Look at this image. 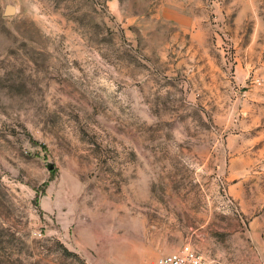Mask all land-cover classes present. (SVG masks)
I'll return each mask as SVG.
<instances>
[{
    "label": "rangeland",
    "instance_id": "rangeland-1",
    "mask_svg": "<svg viewBox=\"0 0 264 264\" xmlns=\"http://www.w3.org/2000/svg\"><path fill=\"white\" fill-rule=\"evenodd\" d=\"M187 243L264 264V0H0V264Z\"/></svg>",
    "mask_w": 264,
    "mask_h": 264
},
{
    "label": "built area",
    "instance_id": "built-area-1",
    "mask_svg": "<svg viewBox=\"0 0 264 264\" xmlns=\"http://www.w3.org/2000/svg\"><path fill=\"white\" fill-rule=\"evenodd\" d=\"M144 264H215V262L187 243L174 252L163 254Z\"/></svg>",
    "mask_w": 264,
    "mask_h": 264
},
{
    "label": "water",
    "instance_id": "water-1",
    "mask_svg": "<svg viewBox=\"0 0 264 264\" xmlns=\"http://www.w3.org/2000/svg\"><path fill=\"white\" fill-rule=\"evenodd\" d=\"M16 12V5L14 3H9L5 8L6 14H14ZM51 168H53V165H50Z\"/></svg>",
    "mask_w": 264,
    "mask_h": 264
}]
</instances>
